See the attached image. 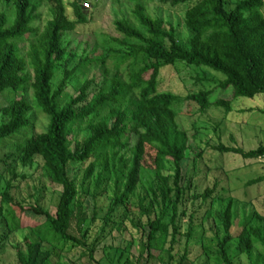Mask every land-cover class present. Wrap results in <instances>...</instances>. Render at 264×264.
Masks as SVG:
<instances>
[{"label": "trees", "instance_id": "16d2710c", "mask_svg": "<svg viewBox=\"0 0 264 264\" xmlns=\"http://www.w3.org/2000/svg\"><path fill=\"white\" fill-rule=\"evenodd\" d=\"M44 1L51 6L52 16L41 25ZM159 1L187 6L185 26L193 38L182 44L175 28H166L138 3L130 19L115 22L122 36L115 40L120 48L109 50L99 60L104 67L111 60L115 73L106 67L91 93L97 78H83L94 58L74 65L77 54L69 39L89 25V11L83 7L87 0L71 4L66 0H0V6L16 12L9 27L8 13L0 10V95L7 91L22 95L0 108V149L10 140L24 139L15 153L0 160L6 173L13 175L7 181L0 173V255L14 233L29 229L30 236L12 246L18 264H64L62 253L75 249L84 250L81 259L94 262L104 240L132 227L138 236L139 257L130 252L132 243L129 253L120 252L118 264H195L190 256L199 236L200 212L188 214L187 203L210 201L201 221L204 227L212 219L215 198H225L217 196L218 184L198 192L189 178L188 162L197 163L205 151L194 145L197 130L191 136L180 129L176 109L189 102L200 113L217 108L228 116L238 99L264 98V0ZM178 65L207 68L224 79L215 90L186 98L161 93V73ZM73 86L77 91L69 95ZM227 93L231 99L219 98ZM34 105L49 119L41 134H36ZM215 150L246 161L264 159V146L249 152L223 145ZM38 159L44 177L62 189L54 214L41 205L44 190L28 206L13 195L19 177L15 167L32 168ZM72 164L86 166L80 184L70 175ZM262 183L264 177L248 186ZM100 196L109 197V207L100 217L94 205L90 217L85 200L96 201ZM28 213L44 222L30 224L25 219ZM217 217L224 237L216 235L208 244L206 230L200 234L207 261L237 264L240 257H247L249 264H264V255L256 254L258 246L264 247V218L252 212L236 229L233 200Z\"/></svg>", "mask_w": 264, "mask_h": 264}, {"label": "rangeland", "instance_id": "374dc122", "mask_svg": "<svg viewBox=\"0 0 264 264\" xmlns=\"http://www.w3.org/2000/svg\"><path fill=\"white\" fill-rule=\"evenodd\" d=\"M236 0H233L235 2ZM67 4H71L73 0H66ZM138 3L144 4L150 15L158 18L165 23L166 28L173 27L177 31L178 40L186 45L194 34L185 26V14L187 6L173 7L171 4H163L159 0H87L86 4L90 6L88 16L90 17L89 25L79 29L77 34H72L70 40L72 47L76 49V60L74 65H78L81 60L86 58H94L92 65L85 69L83 81H89L97 78V84L92 87L91 93L101 83L105 68L108 67L111 74L115 73L114 64L111 60L107 61L106 67L100 64L99 60L109 50H118L120 47L115 40H122L115 29V22L123 19H130ZM0 10L7 12L9 27H11L16 18L14 8L0 6ZM40 13L42 15L41 25H45L51 19V6L44 1ZM71 15V11L69 13ZM38 26V25H37ZM28 45L20 47L28 50ZM61 76L58 77V80ZM224 76L217 74L207 68L191 67L187 68L178 65L175 68H168L161 73L159 91L161 93H172L181 98H186L191 94H198L202 91L215 90L219 81ZM82 82V81H80ZM79 87V85H77ZM76 86L71 87L67 93L74 95ZM231 94H219V98L231 99ZM22 95L14 91H7L0 95V108L11 105ZM33 102L31 94L28 96ZM34 103V102H33ZM36 119V134H41L48 126V117L43 116L36 105H34ZM233 112L226 115L222 109L211 108L206 113H200L197 105L184 102L177 107V123L182 131L191 132L194 135V129L197 130L196 148L205 151V155L197 163L193 160L188 162V173L198 192H204L208 188H212L215 184L219 185V194L217 196L225 199H216L212 208V219L201 227V221L205 212L210 208L209 203L203 205L201 201L187 203V212L191 214L193 211L200 212L197 215L198 234L191 246V259L195 264H217L215 261H207L202 251V239L200 234L204 229L208 233L209 238L206 243L219 235L224 237L223 228L217 217V213L222 211L233 200L236 212L238 214L236 220V229L239 228L244 217H249L255 212L264 218V183L249 187L248 183L264 177V159L260 160H244L235 154H221L216 147L223 145L227 148H241L247 152L254 151L260 146H264V98L257 97L254 100L240 98L233 106ZM2 118H0V124ZM24 139L15 138L6 143L0 149V160L6 155L15 153L18 145L22 144ZM193 144V143H192ZM199 151V149L197 150ZM196 152V151H195ZM195 157V153L191 155ZM42 161L38 159L34 167L24 168L20 164L15 167L14 172L19 176L14 181V186H18L13 195L16 200L25 206L33 205L38 198V192L44 190V199L41 205L45 210L51 213L56 212L59 195L62 189L53 185L46 177H44L42 169L38 166ZM85 167L72 164L70 167V175L77 179L78 184L81 183ZM171 168L170 166L168 167ZM6 168L0 166V173H3L7 181L13 179L12 174L6 173ZM94 192V191H93ZM1 202V201H0ZM110 204L109 197L100 196L96 201L91 197L85 200L89 216L94 210V205L99 208L100 217L103 216ZM30 223H43V218H38L31 213L25 216ZM187 222V219L184 221ZM99 225V224H98ZM86 229V228H84ZM234 228V231L236 230ZM73 232L78 234V228L73 226ZM31 230L26 229L14 233L11 237V245L6 247L5 252L0 255V264H18L16 253L12 250L13 245H20L24 239L30 236ZM94 235V233H93ZM95 236V235H94ZM136 233L132 227H127L121 233H114L100 244L95 254V261L89 262L88 258L81 259L83 249H75L67 253L63 252L64 264H118L122 251L130 248L132 255L139 257V245L136 240ZM120 250V251H119ZM184 245L178 250L183 255ZM264 255V247L258 246L256 254ZM136 258V259H137ZM237 264H249L247 257H240Z\"/></svg>", "mask_w": 264, "mask_h": 264}, {"label": "built area", "instance_id": "2783aa9c", "mask_svg": "<svg viewBox=\"0 0 264 264\" xmlns=\"http://www.w3.org/2000/svg\"><path fill=\"white\" fill-rule=\"evenodd\" d=\"M85 7H86L87 9H89V8H90V6H89L88 4H85Z\"/></svg>", "mask_w": 264, "mask_h": 264}]
</instances>
